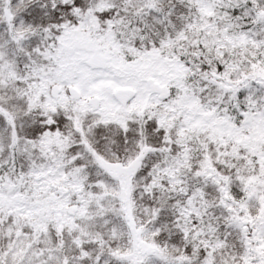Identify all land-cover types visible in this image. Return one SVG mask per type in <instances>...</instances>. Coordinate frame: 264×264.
Listing matches in <instances>:
<instances>
[{
  "label": "snow or ice",
  "instance_id": "1",
  "mask_svg": "<svg viewBox=\"0 0 264 264\" xmlns=\"http://www.w3.org/2000/svg\"><path fill=\"white\" fill-rule=\"evenodd\" d=\"M0 264H264V0H0Z\"/></svg>",
  "mask_w": 264,
  "mask_h": 264
}]
</instances>
